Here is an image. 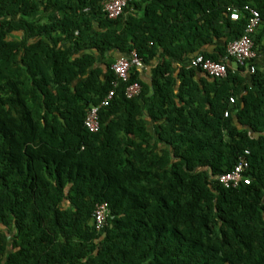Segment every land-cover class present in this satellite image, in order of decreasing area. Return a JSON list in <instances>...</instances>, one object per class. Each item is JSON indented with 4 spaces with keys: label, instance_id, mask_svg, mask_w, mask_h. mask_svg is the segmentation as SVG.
Listing matches in <instances>:
<instances>
[{
    "label": "trees",
    "instance_id": "trees-1",
    "mask_svg": "<svg viewBox=\"0 0 264 264\" xmlns=\"http://www.w3.org/2000/svg\"><path fill=\"white\" fill-rule=\"evenodd\" d=\"M106 1L0 0V264H264V64L228 54L249 5L264 57V0H133L115 19ZM132 52L159 59L152 96L112 69ZM242 156L250 183L225 187Z\"/></svg>",
    "mask_w": 264,
    "mask_h": 264
},
{
    "label": "built area",
    "instance_id": "built-area-1",
    "mask_svg": "<svg viewBox=\"0 0 264 264\" xmlns=\"http://www.w3.org/2000/svg\"><path fill=\"white\" fill-rule=\"evenodd\" d=\"M133 0H107L104 3V9L109 18L115 19L124 13V9L129 2ZM246 10H249L251 16L246 26L245 33L238 39L232 41L228 45L229 57H232L235 61V68L237 65L245 67L249 73H253L256 70L255 60H257V53L254 50V42L252 40V34L261 22L260 13L249 5L245 6ZM231 18L238 20L240 17L239 12H231ZM191 65L196 68H202L205 72L217 78H224L227 76L228 68L225 62H217L211 59L205 58L203 55H198L191 60ZM133 67L143 68L144 63L137 52H132L129 56L119 57L112 65V69L118 79L123 81H129L130 72ZM105 99L97 105H92L86 115L84 124L86 128L91 132H98L100 129V116L99 112L101 107L109 104L110 100L115 95V87L117 81ZM141 92V84L137 81L131 82L126 86L125 94L128 98L139 95ZM231 102H234V97H231ZM228 115V112L225 113ZM248 153V151H246ZM250 164L245 156H242L235 167L219 177V181L225 187H237L241 183L249 184L251 179L246 175V171L249 169ZM109 214L108 203H100L95 209V225L98 230L104 228L107 223V216Z\"/></svg>",
    "mask_w": 264,
    "mask_h": 264
},
{
    "label": "crops",
    "instance_id": "crops-1",
    "mask_svg": "<svg viewBox=\"0 0 264 264\" xmlns=\"http://www.w3.org/2000/svg\"><path fill=\"white\" fill-rule=\"evenodd\" d=\"M214 46H211L210 49H213ZM103 61H105L104 59L101 58L100 60V64L104 67L105 64L103 63ZM159 61V59H155V60H152V62H150L149 64H144V67L143 68H140L139 69V78L140 80L147 84L148 86L150 85L149 87V94H151V96L153 95L154 91H153V88H152V69L153 67L155 66V64ZM259 64L263 65L264 64V57H261V56H258L257 55V60H256ZM104 64V65H103ZM173 67H175L176 69V72L178 70H180L179 68V63L176 62V63H173L172 65ZM247 71V70H246ZM246 73H249L248 71ZM249 77V75H247ZM148 126H149V131L150 132H154V123L153 122H148Z\"/></svg>",
    "mask_w": 264,
    "mask_h": 264
}]
</instances>
